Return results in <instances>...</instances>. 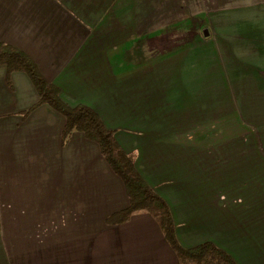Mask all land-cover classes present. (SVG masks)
<instances>
[{
	"label": "crops",
	"instance_id": "obj_1",
	"mask_svg": "<svg viewBox=\"0 0 264 264\" xmlns=\"http://www.w3.org/2000/svg\"><path fill=\"white\" fill-rule=\"evenodd\" d=\"M137 3L0 0V44L25 52L45 79L60 90L63 101L71 107L92 108L110 129L116 130L114 122H142L141 106L145 110L148 105L144 95L136 92H143L141 88L125 94L129 89L113 80L119 76L112 67L111 54L106 46L98 48L108 43L105 33L112 19L132 13ZM210 7L219 17L233 13L237 18L221 33L229 34L230 42L241 45L242 52L236 54L241 64L250 67L254 75L264 76V0H215ZM190 84L185 90L193 86L194 90H202L201 82ZM207 95L200 93L197 96L202 97L194 99L199 102L198 113L192 106L181 105L170 92L165 106L153 100L151 109L147 108L151 110L152 128L156 126V115L172 118L171 103L181 109L182 118L193 113L206 116L208 106L204 103L208 104L211 97ZM39 101L26 73L13 72L9 77L8 69L0 66V264H181L151 214L137 213L119 225L108 223L120 209L113 208L127 203H114L112 196L96 194L97 165L108 170L99 151L78 133L62 145L64 122L47 106L26 115ZM131 101L134 104L127 107ZM219 117L223 119L222 110ZM170 125L174 127L169 133L171 139H180L176 125L171 121ZM160 126L159 134L152 139L166 128L165 124ZM140 147L141 142L136 146L138 150L125 151L137 153V167L169 203L184 248L211 242L238 264H264V162L226 163L235 167L221 168L220 176L226 182L220 183L217 176L218 185H230L232 192L247 185L248 196L224 195L213 202L204 194L178 193V188L184 186L169 182V178L160 177L158 184L163 186L157 187L155 166L169 164L171 172L181 170L188 159L178 156L186 150H167L166 156H160V150ZM233 151L221 154L234 158L239 152ZM164 160L167 163L156 165ZM114 181L118 192L126 194L121 181ZM165 183L168 191L163 189Z\"/></svg>",
	"mask_w": 264,
	"mask_h": 264
},
{
	"label": "rangeland",
	"instance_id": "obj_2",
	"mask_svg": "<svg viewBox=\"0 0 264 264\" xmlns=\"http://www.w3.org/2000/svg\"><path fill=\"white\" fill-rule=\"evenodd\" d=\"M133 1L138 2L136 10L120 15L117 17L119 20L113 18L105 33L108 43L98 48L102 50L106 46L111 54L112 67L119 76L113 80H118L121 87L129 89L125 94H132L133 89L141 88L143 92H136L145 96L149 109L153 100L156 105L168 104L167 93L170 92L172 96L176 95L181 105L192 106L198 113L199 102L194 99L206 94L211 97L208 104L204 103L208 106L206 116L193 113L192 117L185 115L182 118L181 109L173 107L170 101L172 118L156 115L154 129L151 110L148 107L142 110L141 106L142 122L113 123L115 126L112 127L121 134L120 143L125 150H138L136 146L141 142L140 150L157 149L162 152L160 156H166L167 150H186V154L178 156L188 159L181 170L171 172L168 170L169 164L155 166L156 185L163 178H169V182L177 181L184 186L178 188V193L182 190L184 194H204L213 202L224 195L234 194L237 198L245 194L247 197V185L233 188L232 192L230 185L220 186L216 181V177L222 174L221 168L235 167L226 163L242 165L264 162V76L254 75L250 67L241 64L236 56L242 52L241 45L233 44L229 34L224 36L221 33L224 26L232 25V20L237 18L233 13L227 14V17L217 16L210 7L215 0ZM206 31L208 36H205ZM200 71L202 74H199ZM199 82L203 84L202 90H194V86L191 90H185L186 87L190 88V83ZM200 93L202 96H197ZM128 99L132 100L131 97ZM132 101L128 102L127 107L131 108L135 102ZM221 110L223 119L219 117ZM170 121L176 125L180 139L169 136L174 130ZM164 124L166 128L163 133L152 139L159 134L157 127ZM90 144L96 149L95 143ZM228 150L239 154L234 158L221 154ZM131 155L137 159L136 152ZM161 163L167 161L156 162V165ZM108 170L104 171L97 165L96 194L112 196L114 203L126 201L128 205L127 195L120 194L121 191L118 192L115 187L114 178L117 177ZM225 182L226 178L220 176V183ZM162 186L158 184L159 188ZM168 187L165 183L163 189L168 191ZM126 207L121 203L113 209L120 208V211Z\"/></svg>",
	"mask_w": 264,
	"mask_h": 264
},
{
	"label": "trees",
	"instance_id": "obj_3",
	"mask_svg": "<svg viewBox=\"0 0 264 264\" xmlns=\"http://www.w3.org/2000/svg\"><path fill=\"white\" fill-rule=\"evenodd\" d=\"M1 65L8 69L9 77L13 72H24L34 84L40 101L26 115L39 107L47 106L63 120L62 145L66 144L76 133L89 143L96 144V150L99 151L103 162L121 181L129 199L125 209L108 219L110 225L126 223L137 213H149L159 222L166 240L181 264H238L230 254L214 243L206 242L192 249H186L181 245L169 203L143 176L133 156L120 145L118 139L121 134L117 130L110 129L95 110L86 105L71 107L63 101L60 90L48 82L34 61L18 48L0 44Z\"/></svg>",
	"mask_w": 264,
	"mask_h": 264
},
{
	"label": "water",
	"instance_id": "obj_4",
	"mask_svg": "<svg viewBox=\"0 0 264 264\" xmlns=\"http://www.w3.org/2000/svg\"><path fill=\"white\" fill-rule=\"evenodd\" d=\"M205 36H208V32L207 31L205 32Z\"/></svg>",
	"mask_w": 264,
	"mask_h": 264
}]
</instances>
